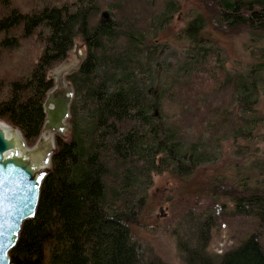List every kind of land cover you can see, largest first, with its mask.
<instances>
[{
    "label": "trees",
    "instance_id": "trees-1",
    "mask_svg": "<svg viewBox=\"0 0 264 264\" xmlns=\"http://www.w3.org/2000/svg\"><path fill=\"white\" fill-rule=\"evenodd\" d=\"M182 0H0V119L33 145L45 121L48 72L79 37L87 57L69 75L72 133L57 136L36 214L24 221L12 264H163L147 260L131 232L153 174L185 175L224 139L252 134L264 90V58L230 71L202 31L264 42V0H200L181 28L182 59L162 64ZM109 10L110 18L101 21ZM255 52V51H254ZM170 64V65H168ZM169 69V70H168ZM255 121V122H254ZM252 186L229 192L236 210L264 225V162ZM186 264H264L250 235L219 260L187 248Z\"/></svg>",
    "mask_w": 264,
    "mask_h": 264
},
{
    "label": "rangeland",
    "instance_id": "rangeland-1",
    "mask_svg": "<svg viewBox=\"0 0 264 264\" xmlns=\"http://www.w3.org/2000/svg\"><path fill=\"white\" fill-rule=\"evenodd\" d=\"M197 13L205 14L200 0H182L181 10L176 12L170 28L161 32L160 43L167 44L162 64L173 63L167 68L172 69L182 59L179 44L183 40L179 32ZM202 33L218 53L215 56L230 71L247 70L258 62V52L264 58V42L253 43L246 35L226 37L210 25ZM67 58L75 61L70 53ZM255 108L257 115L264 119L262 89ZM221 145L214 148L213 154L206 155V163L192 173L153 174L139 216L131 222V232L143 247L147 260L186 264L187 248L199 244L219 260L223 253L253 234L264 245V225L253 215L237 211L229 195L231 188L242 183L252 186L260 178V164L264 162V120L256 122L252 135L232 136Z\"/></svg>",
    "mask_w": 264,
    "mask_h": 264
},
{
    "label": "water",
    "instance_id": "water-1",
    "mask_svg": "<svg viewBox=\"0 0 264 264\" xmlns=\"http://www.w3.org/2000/svg\"><path fill=\"white\" fill-rule=\"evenodd\" d=\"M110 18L102 12L101 21ZM76 37L70 58L50 69L53 87L43 103L45 121L33 145H29L14 125L0 121V264H12L11 250L16 246L24 221L35 216L41 185L52 169L57 152V136L69 139L72 133L71 105L75 87L68 76L77 72L87 57L86 45Z\"/></svg>",
    "mask_w": 264,
    "mask_h": 264
},
{
    "label": "bare ground",
    "instance_id": "bare-ground-1",
    "mask_svg": "<svg viewBox=\"0 0 264 264\" xmlns=\"http://www.w3.org/2000/svg\"><path fill=\"white\" fill-rule=\"evenodd\" d=\"M105 11H108L109 12V10H105ZM109 14H110V12H109ZM255 115L258 117V115L255 113ZM255 122V121H254ZM250 135H252V134H250ZM235 201V200H234ZM236 203V202H235ZM263 245V244H262ZM264 246V245H263Z\"/></svg>",
    "mask_w": 264,
    "mask_h": 264
},
{
    "label": "flooded vegetation",
    "instance_id": "flooded-vegetation-1",
    "mask_svg": "<svg viewBox=\"0 0 264 264\" xmlns=\"http://www.w3.org/2000/svg\"><path fill=\"white\" fill-rule=\"evenodd\" d=\"M1 120V119H0Z\"/></svg>",
    "mask_w": 264,
    "mask_h": 264
}]
</instances>
